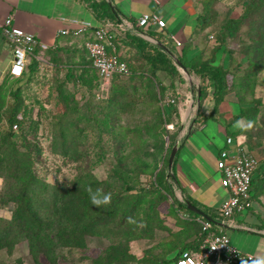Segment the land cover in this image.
<instances>
[{"label":"rangeland","instance_id":"1","mask_svg":"<svg viewBox=\"0 0 264 264\" xmlns=\"http://www.w3.org/2000/svg\"><path fill=\"white\" fill-rule=\"evenodd\" d=\"M193 1L201 13L208 0ZM211 5L213 22L204 33L199 32L203 39L199 54L206 58L218 42L221 23L227 17H239L245 7L243 0H215ZM253 20L254 24L245 20L231 35H227L218 53L223 55L222 67L227 70L226 93L238 101L241 109L254 116V125L251 124L252 129L248 130L249 142L252 145L256 142L252 152H264V27ZM157 37L161 38L159 34ZM164 45L172 50L169 43ZM78 50L62 52L56 49L54 52L36 53L28 60L22 78L5 75L1 79L0 151L2 154L11 151L12 143L21 151L26 150L25 143L30 145L33 171L47 184L45 189L38 190V200L42 203L39 214L43 211L51 214L53 186L74 188L76 185L86 191L96 186L119 196L145 190L146 200L137 206L127 221L122 225L111 224L112 228L108 225L110 231L102 230L108 236L86 234L84 246L55 247V264H158L167 253L195 238L194 222L186 223L182 218L189 213L178 204L181 198L177 185L170 179L166 181L170 171L177 174L179 152L172 165L173 171L166 165L169 144L174 140L177 129L175 126L174 129H166L162 118L159 119L161 103L168 98H175L177 102L180 97L185 98V93L190 92L188 84L183 85L185 92L178 96L172 92L171 86L167 88L168 83L163 84L164 77L169 75L158 73L153 76L151 66L141 57L139 49L128 44H122L121 57L127 62L129 73L105 84L94 69L86 66L88 61L84 49ZM250 58L257 61L256 65ZM195 77L192 81L197 83ZM196 85L193 87L195 90ZM159 87L165 89L162 91ZM13 106L17 107V119L22 121L21 126L17 124V130L8 121ZM211 119L208 117V121ZM9 130L15 134L5 142L3 137ZM194 133L202 138L199 151L208 152L206 143L213 137L203 129H196L191 135ZM191 137H185L179 146L195 145V140L190 141ZM61 140L65 141V148H62ZM216 159L211 157L209 164ZM5 166L0 169V230L7 227L15 207L10 198V184L15 183L14 171ZM156 176H161L163 182L155 184ZM178 178H181V184L185 181L186 187L192 183L196 190L202 185L196 176L187 180ZM217 178L220 184V175L215 170L212 176H206L203 179L206 184L204 191L209 193ZM255 178L260 198L257 199L258 193H255L252 203L260 201L264 211V178ZM79 179L80 182L73 185ZM94 180L99 182L98 186ZM169 184L172 192L168 190ZM127 185L134 189L126 192ZM211 191V194L198 198L205 204L195 201V195L190 198L210 214L213 213L210 206L222 195ZM213 217L219 218L214 213ZM16 232H10V237H0V264H50L43 256L39 263L36 262L29 252L27 240ZM124 244L128 249L119 259L114 253Z\"/></svg>","mask_w":264,"mask_h":264},{"label":"crops","instance_id":"2","mask_svg":"<svg viewBox=\"0 0 264 264\" xmlns=\"http://www.w3.org/2000/svg\"><path fill=\"white\" fill-rule=\"evenodd\" d=\"M95 1L99 2L100 0ZM106 1L110 3L111 9H113V11L116 13L114 14V17L103 12L100 10V8H98V10H94L86 0H0V21L4 20L8 16H12L13 23L16 26L29 33H32L35 36L38 44H44L48 46V48L45 50H41L38 46L36 50L38 55L49 51L54 52L56 49L62 52H67L68 50L77 51L79 48H83L88 61V64L86 65L87 67L89 66L90 61L84 47V41L88 37H91L95 28L100 26H106L112 30V33L115 35L113 37V41L117 47H119L120 57L122 55V44L135 46L139 49L136 39H142L151 46L154 44H159L162 46L165 43H169L171 49L173 51L175 50L179 52V54H181L183 49L187 48V52L183 54V56L189 61L195 57L201 56V54H199V45L203 39L195 31L197 28V13H199V11L193 0ZM144 12H155L163 17L166 21V27L163 30L152 26L145 29L144 32L147 34L148 39L140 37L135 31L137 28V19ZM70 19L86 20L91 22L93 26L87 30L86 33L82 34H75L73 32L62 35L59 34L58 32L61 28L70 29L72 27V25L68 24L66 21ZM158 34L161 36V38L157 37ZM171 35L175 36V38L181 42L179 46L170 40ZM185 37L187 39L183 41L182 39ZM166 48L169 49L168 47ZM222 56V54L217 52L211 53L207 58L213 57L212 59H214V64H221L223 66L221 62ZM121 58L123 59V57ZM202 58L206 59L204 56ZM11 59L12 52L9 43L0 33V81L5 75H9L8 68L10 66ZM179 70L182 78L184 79V84L183 82L175 80L173 82L174 85H171L172 80L169 76L164 77L166 79L163 84L166 85L168 83L167 88L171 86L170 88L172 89V92L178 94V96L181 95L182 92H185L182 89L183 85L185 84H188V90L190 91L188 94L185 93V98L183 96L179 98L178 102L176 101L174 106L175 109H173L175 112L173 111L169 114V120L167 121V125L170 128L174 129L175 126V129H177V132L175 133L177 143L181 142L183 136L186 133V137L189 138V136H192L190 141L195 140V145L190 143L189 146H179V150L177 149L176 152V154L179 152V157L177 158L176 162L177 174L175 173V176L179 183V185H176L177 189L180 191V201L186 197L191 198V196L195 195V201L198 200L201 202V204H205L202 201L203 199L198 198H202V196L211 194L210 191L215 189L213 193L220 192L222 195L210 207L211 212L218 216V207L221 202L227 198L229 193L226 189L220 186L218 182L219 178L214 180L213 185L209 188V193L208 191H204L206 184L204 183L203 179L206 178V176L208 178L210 174L212 176L214 170L216 171L214 160L211 164H209L210 158L218 157L220 151L227 148L226 138L228 136H231L234 142L243 141V147L248 150L249 153L255 155L258 158L260 166L264 165V152H252V147L255 146L256 142L254 141L253 145L251 142H249L250 137L247 133L248 129H246L248 127L246 126V122H248V120L244 116H237L241 112L238 101L234 99L231 94L225 93L222 100H220L216 105L212 89H210L211 87H208V94L206 98L203 99L200 109L202 115L206 116L207 119L204 120L201 127L197 128V130H207L208 135L212 136L213 138L206 143L208 152H200L199 142L200 139H202L201 136H199L198 133L191 135L193 131L189 132L198 108V104H196L198 100L192 94L194 89L193 87L196 84V87L198 86L199 80L195 77L196 75H189L181 68ZM184 72L188 75H186ZM158 73L167 74L165 71L161 70L157 71L156 75H158ZM193 77L198 80L197 83L192 81ZM189 78H191V81L188 82L187 79ZM190 94L191 96H189ZM163 105L166 108L167 105L164 103ZM208 117H212V119L208 121ZM248 125H250V122H248ZM247 145L251 151L247 148ZM206 156L207 158H205ZM260 170L261 172H259L262 173V169ZM178 176L186 180L191 176H196V178L199 177L202 185L199 186L197 190L192 183H188L187 186L189 187H186L183 184L185 181L181 184V178L179 179ZM209 179L211 180V177ZM198 192L200 195H196ZM182 195L183 198L181 197ZM257 196V199H259V193ZM253 199L254 198L252 197V201ZM200 210L204 212V209ZM213 213H204L206 217L197 213L196 215L188 214L190 215L189 219L182 217L186 223L187 221L194 222L195 225L193 226H195V238L193 239L192 237L190 238L191 240H186L184 245H182L180 248H176L174 251H171L172 256L178 253L180 250H198V244L202 238V235L200 234V223L196 219L205 218L220 224L219 226L229 234L230 243L235 249L243 253L255 255L260 260L264 261V211L260 207V201L253 202L252 207L242 213V215H235L233 217V222L237 225L236 227L229 228L225 226L222 224V218L216 217L214 219ZM218 219L221 222H218Z\"/></svg>","mask_w":264,"mask_h":264},{"label":"trees","instance_id":"3","mask_svg":"<svg viewBox=\"0 0 264 264\" xmlns=\"http://www.w3.org/2000/svg\"><path fill=\"white\" fill-rule=\"evenodd\" d=\"M86 1L94 10H98V8H100V10L107 14H110L113 17L114 14H116L113 9H111L110 3L106 0H100L99 2H96L95 0ZM214 1L215 0H208L207 4L204 5L202 12L198 13V23L195 30L198 34L199 32L200 34L201 32L204 33L209 25H211V23L213 22V17H211L210 12L212 10L211 4ZM243 3L245 7L239 17H227L221 23L218 30V42L215 43L216 46L213 48L212 53L219 52L221 44L223 43L226 36L229 34L231 35L235 29H238V27L244 23L245 20H248L250 24H254L255 21L253 19H256L257 22L261 23V26L264 27V0H243ZM136 41L138 43L137 45H139L141 57L151 66V73L153 76H155L157 71H165L171 77V85H174L173 82L175 80H178L180 82L184 81L180 74V68L187 72L189 75L198 76V86L196 87V90L193 89V94H195V98L198 100V108L189 132H192L201 127L204 120L207 119L206 116L202 115L200 109L203 99L206 98L208 94V87H211L210 89H212L215 104L217 105L218 102L222 100L227 91V70L224 69L222 65L214 64V59H212L213 57L204 59L201 56H198L190 61L187 60L183 56V54L186 53V48L181 51V54H179V52L175 50L173 51L167 49L164 45L160 46L159 44H154L151 46L142 39H136ZM253 48L256 49V47L254 46ZM256 62V60H251V63L253 65H256ZM89 66L94 69L91 65V62H89ZM94 71L96 72L95 69ZM25 72L26 70L24 71L22 76L13 78L20 79L25 75ZM122 77L114 76V78ZM159 88L162 91L163 89H165L164 87ZM174 101L176 102L175 98ZM175 102L173 104L167 105L166 108L162 103L160 105L161 109L159 119L160 117L162 118L165 127L167 125V121L169 120V114L173 111L175 112V110H173L175 109ZM16 109L17 107L13 106L12 112H10L8 115L10 126L12 124L13 126L16 125V128L13 127L15 130H17V124L20 126L22 124V121L18 120L15 114ZM237 116H244L250 122V125H248L246 129H252V125H254L252 119L254 116H250L248 110L241 109V112ZM14 134V132L12 133L9 130L6 137H3V141L6 142ZM63 136L64 134L61 133V137ZM186 136L187 133L183 136L181 142ZM248 136L250 137L249 133ZM8 143L11 144V142ZM180 143H177V140L174 137V140L169 144V151H171L174 145H176L178 147L177 149L179 150ZM29 146L30 145L25 143L24 147L26 150L21 151L18 150L16 144L12 143L10 145L11 151L3 154L0 151V169H2V165H6L5 167H8V170L14 171L15 176V183L10 184V189H12L10 198L13 199L15 207L13 209V213L11 218L9 219L7 227L0 230V237H10V235H12L10 234V232L17 231L16 233H18L19 236H23V238L27 240L29 252L38 263L40 262V257L43 256L49 261L50 264H55L57 257L55 247L62 248L70 246H84V238L86 234L92 236H108V233L102 232L103 229L110 231L111 229L107 228L108 225H110L111 227V224L116 223L120 225L122 222L127 221L129 215L133 213L136 210L137 206L143 203L147 198V195L143 193V191L145 190L119 196L118 193L109 194V190L108 192L106 189L105 191H102V188H98L96 186L91 187L88 191L83 190L84 188L78 189L75 184L80 182L79 179L73 182V185H75L74 188L72 186L67 188L66 185H61V188L58 186H53V193L50 198L52 199L53 210L50 215H48V211H43V214H39L42 204L41 200H38L39 191L45 189L47 184H45L44 180L38 179L35 175V172L33 171L32 149H29ZM61 146H63L62 148H65V141L61 140ZM174 161L175 157L173 159L172 165L174 164ZM167 162L166 165L168 164ZM171 169L173 171L172 166ZM260 169H262V173H260V170V174L256 177L258 178L259 176H261L264 178V165H261ZM168 179H170V182H174L175 184L179 185L175 176V172L170 171V173L167 174L166 181ZM255 179L256 178H254L253 180L252 189L250 191L251 199L259 189L257 187V182H255ZM94 181L98 186L99 182H97L96 180ZM161 182H163L161 176L159 178L156 176L154 183L160 184ZM127 186L125 188L126 192L128 190L134 189V187ZM167 187L169 191H173L170 184L167 185ZM162 190L165 191L164 188H162ZM98 195H100L99 200L101 201H103L104 198L108 195L107 197H110V202L106 204L102 203L99 206L94 204L92 202V197L95 196L97 198ZM187 202H190L193 205L197 206L191 201L190 198L187 197L182 201H179L178 204L189 214L196 215V213H194L187 207ZM154 204L155 202L153 203V205ZM151 205L152 204L150 203V208ZM197 207L202 209L199 206ZM204 213L207 212L204 210ZM123 247L122 249L119 247L120 249H118L114 253L117 254L116 257H118L119 259H121L127 252V245L124 244ZM182 251L184 250H180L173 256L171 255V252L167 253L164 260L160 259L158 264H175L176 259L179 257ZM131 257H133V255Z\"/></svg>","mask_w":264,"mask_h":264},{"label":"built area","instance_id":"4","mask_svg":"<svg viewBox=\"0 0 264 264\" xmlns=\"http://www.w3.org/2000/svg\"><path fill=\"white\" fill-rule=\"evenodd\" d=\"M157 1V0H156ZM72 25L61 28L59 34L86 33L93 25L91 22L80 19L66 20ZM150 26L163 30L166 21L155 12L142 13L136 22V33L148 39L145 29ZM0 33L6 38L12 52V59L8 74L20 77L26 70L28 60L36 54L37 47L45 50L48 46L38 44L35 36L13 23L12 16L0 21ZM115 35L110 28L100 26L93 30L91 37L84 41V47L92 67L99 78L108 84L114 76H125L129 73L127 62L119 55L118 47L113 41ZM170 40L177 46L181 44L175 36ZM174 98H168L164 104H173ZM16 128V125L13 126ZM166 128L170 127L166 125ZM227 148L220 151L215 161V169L220 175V186L228 191V196L218 207L217 213L225 226L231 228L237 225L233 222L235 215L242 214L252 207L250 191L253 180L258 176L260 163L258 158L243 147V141H233L231 136L226 138ZM189 219L190 215L185 214ZM201 225L202 238L197 251L184 250L176 259L175 264H264L257 256L243 253L235 249L230 243L229 234L216 222L205 219H196Z\"/></svg>","mask_w":264,"mask_h":264},{"label":"water","instance_id":"5","mask_svg":"<svg viewBox=\"0 0 264 264\" xmlns=\"http://www.w3.org/2000/svg\"><path fill=\"white\" fill-rule=\"evenodd\" d=\"M177 152V146L174 145L170 151V154H169V157H168V167L170 169V167L172 166V162H173V159L175 157V154ZM187 207L192 210L193 212L197 213V214H200V215H203L204 217H206V215L204 214V212L202 210H200L198 207H196L195 205H193L192 203L190 202H187Z\"/></svg>","mask_w":264,"mask_h":264},{"label":"clouds","instance_id":"6","mask_svg":"<svg viewBox=\"0 0 264 264\" xmlns=\"http://www.w3.org/2000/svg\"><path fill=\"white\" fill-rule=\"evenodd\" d=\"M239 123V122H238ZM92 202L94 203V204H96V205H100V204H102V203H109L110 202V197H105L104 198V200L103 201H101V200H99V199H97L95 196H93L92 197Z\"/></svg>","mask_w":264,"mask_h":264}]
</instances>
